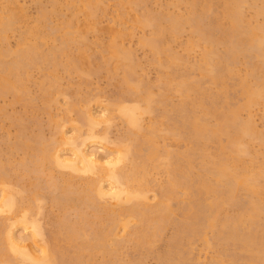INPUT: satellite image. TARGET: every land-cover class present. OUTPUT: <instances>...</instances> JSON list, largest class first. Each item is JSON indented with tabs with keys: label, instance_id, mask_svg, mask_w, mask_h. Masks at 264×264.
<instances>
[{
	"label": "bare ground",
	"instance_id": "obj_1",
	"mask_svg": "<svg viewBox=\"0 0 264 264\" xmlns=\"http://www.w3.org/2000/svg\"><path fill=\"white\" fill-rule=\"evenodd\" d=\"M91 1L89 0V3ZM247 1L230 0V5L229 2L227 3L226 14L230 20V26L227 28H224L219 21H206L204 11H210L212 4H204L199 8L198 0L190 1L192 7L187 17L169 15L168 28L157 22L159 16L152 15L138 19L144 26L151 23L153 25L155 22L159 38L164 37L163 35L169 30L173 33L180 31L182 23L190 22L195 33L198 32L207 43L202 57L203 63L199 66L213 83H222L225 77L231 76V69L234 67L232 64H235L242 54L260 60L258 63L254 62L252 68L257 78L255 86L249 84V78L244 80L241 78L242 92L247 100L239 106H229V103L220 109L215 97L209 99L208 103L198 99L206 95L201 83H188L186 80L178 82L176 89L185 96V100L174 106L173 113L168 109L164 113L175 138L179 142L187 143L188 147L185 150H169L165 151L163 156L159 155L153 143L159 124L148 130H143L141 124V115L153 109L150 105L153 100L149 95L145 98L140 96L144 99L145 107L140 101L133 106H126L123 101L113 104V108L119 111L132 129L129 133V141L121 144V155L115 159H108L106 167L99 165L101 161L99 162L96 157L97 152L95 154V151L94 153L86 151L87 145L85 146L83 140L71 143L72 139L70 141L66 139L74 145L73 159H68L63 158L59 149H56L55 141H46L41 136H35L36 138L30 140L25 136V139L27 138L25 141L22 134L23 141L20 140L21 135L19 136L17 139L19 149L21 147L35 149L33 153L35 159L29 157V160L32 159L30 161L33 168L27 167V169L35 172L33 176L37 180L32 181L33 186L29 188L8 186L7 169L0 163V185H4L0 203L2 213L0 214V264H146L145 257L156 250L157 241H160L170 224L174 226V232L168 239V247L165 251L156 253L159 264H192L187 257L188 246L198 236L204 237L210 245L206 236L208 231L213 232L216 241L214 245H217L220 251L218 258L211 264H264V223L261 221L264 207L259 198L264 194L262 183L264 166L259 170H253L244 162V156L249 152L247 137L256 135L257 131L251 119L241 118L242 109H248L254 103L264 100V24L257 27L246 25L243 8L240 6ZM262 6L260 11L264 12V5ZM19 19L20 16L16 14L6 18L0 27L2 40L6 38L5 32ZM147 42L157 48V54H160L158 51L162 52V46L160 48L159 44L162 41L157 39V36L156 39ZM221 44L225 45V50L219 52L218 47ZM38 46L32 44L20 47L17 51H13L16 53L15 58L9 62L4 58L7 53L12 52L3 49L0 45L2 79L0 94L12 93L15 103L21 99L20 93L23 91L22 82L25 74L28 77L30 67L40 59ZM110 46L114 56L124 57L121 63L126 72L125 83L129 94L132 97L141 93V89L134 85L131 79L133 75L131 61L130 65L127 64L129 61L126 58L132 56L131 51L124 50L115 41L111 42ZM57 53L53 51L52 57L48 55L46 59L51 57L50 59L57 61ZM84 59H86L84 56L78 60L76 58L73 63L75 68L80 67V70L82 65H85L82 64ZM191 91L197 96H192ZM46 95L48 98L51 96L48 89ZM166 95L160 99L164 106L170 104L166 100L169 98ZM199 110L203 111V115L198 114ZM94 116L90 110L84 115V122L88 126L85 132L88 137H85L86 139L94 137L93 130L98 122ZM211 117L215 118L216 123L211 122ZM222 136L228 138L225 144L221 141ZM212 143L220 144L215 152L209 151ZM24 159L23 164L28 165V160ZM162 159L168 160L167 165L171 168L172 178L169 186L161 188L160 202L156 208H153L146 202L148 195L146 190L149 186L145 181V175L148 173L150 163L155 162L157 165ZM127 160L131 161V166H122L121 164ZM52 163L77 173L98 172L102 177L110 180L111 186L107 189L103 181H100L102 179H99L89 180L90 182L84 184V188L83 186L79 188V184L77 187L74 186L72 181L75 180L70 176L63 181L43 184L39 174L45 164ZM196 168L200 169L197 174H195ZM180 189L186 190L191 199L185 207H179L180 215H177L173 201ZM242 189L248 192L249 198L244 199L239 196ZM45 198L51 200L52 204L59 208L58 210L64 212L52 222L53 227L48 232L38 218V213L41 215L43 208L41 202L45 201ZM228 207L232 209L235 207L238 213L229 214L226 212ZM69 208L77 211V220L70 219L67 214ZM132 220L137 224L133 226ZM18 223L29 229L30 236L22 238L20 235H15L13 227ZM121 226L130 233L131 240L140 254L137 259L130 262L122 261L120 256L122 238L118 236V229ZM37 237H41V243L32 244ZM30 239L33 240L32 243H27L26 241ZM232 246L235 247L234 253L230 252ZM227 257L230 259L227 260Z\"/></svg>",
	"mask_w": 264,
	"mask_h": 264
},
{
	"label": "rangeland",
	"instance_id": "obj_2",
	"mask_svg": "<svg viewBox=\"0 0 264 264\" xmlns=\"http://www.w3.org/2000/svg\"><path fill=\"white\" fill-rule=\"evenodd\" d=\"M190 1L92 0L89 3V0H0V27L9 15L20 16L19 21L17 20L16 24L14 23L5 32L6 38L2 40L0 36L1 47L13 53L24 45L37 44L40 52V59L30 67L28 77L25 74L20 101L15 103L12 93L0 94V163L4 164L7 169L8 186L29 188L37 180L33 176L35 172L27 169L32 165L30 160L35 156H33L35 149L32 150V147L19 149V143H17L19 140L17 139L20 135V140L24 138L25 141L27 138L28 140L34 139L35 136H41L46 141H55L56 149H59L63 158L68 159H73L74 147L72 146L74 145L67 140L72 139L71 143L83 140L86 143L85 146L87 145L86 151L93 153L95 151V154L97 152L96 157L99 162L101 161L99 165L106 167L108 159H115L121 155V144L129 141V133L132 129V126L126 123L119 111L113 108V104L118 101H123L126 106L136 105L140 101V104L145 107L146 104L142 97L151 96L153 101L150 105L154 110L141 115V124L143 130H148L159 124L153 137V143L158 149L159 155L162 156L165 151H180L188 147L186 142H179L175 138L173 130L169 129L164 113L166 109L172 111L175 105L185 100V96L176 89L178 82L186 80L188 83H201V87L206 90V95L204 98L201 96L198 99L208 103L215 97L220 109L229 103V106H239L246 102L247 98L242 92L240 82L249 78V84L256 85L257 78L252 68L254 62L258 63L257 57L251 59L242 54L235 64H232L234 67L231 69V76L225 77L222 83H213L204 75L203 68L199 66L203 63L202 57L207 43L203 41L198 32L195 33L190 22L182 23L180 31L173 33L169 30L170 32L167 31L163 35L164 37L159 38L155 22L154 26L152 23L144 26L138 20L147 16L152 17V15L159 16L157 22L168 28L170 25L169 15L187 17L192 7ZM198 1L200 2L199 8L204 4H212L210 11H204L206 21H219L224 28L230 26V20L226 14L230 0ZM243 4L240 7L243 8L246 25L255 27L263 25L264 12L260 11V7H263L264 0H248ZM207 12L210 14H206ZM156 36L162 41L159 43L160 48L162 46V52L158 51L160 54H157V48L153 44L147 42L156 39ZM114 41L124 50L131 51L130 55L133 56H130L131 60H129L130 57L126 58L129 63L126 59L124 60L129 65L131 61L132 82L141 89L142 94L139 92L135 96L132 95L135 99L129 94L125 83L126 72L121 63L124 57L122 58L123 55L114 56L115 54L112 52L110 45ZM218 48L219 52L224 51L225 45L221 44ZM64 49H66L65 52H63ZM53 51L58 52L57 61L50 59ZM12 53H7L4 59L9 62L13 60L16 53ZM48 55L51 57L46 59ZM81 56L86 59H84V63L82 62L85 65L81 64L83 69L79 70L80 67L75 68L73 63L76 58L77 60L82 58ZM1 82L0 73V85ZM46 89L50 92L49 98L46 95ZM165 95L169 97L166 99L170 103L167 106L160 102L161 97ZM191 95L197 96L193 91H191ZM87 110H90L93 116L95 115L94 117L98 119L96 128L94 127L93 130L94 137H89L91 139L85 138L88 126L84 122V115ZM198 114L203 115V111L199 110ZM241 118L242 120L251 119L257 131L256 135L247 137L249 152L244 156V162L251 169L259 170L264 166V100L254 103L248 109H242ZM210 120L212 123H216L214 117H211ZM227 140V136L221 137L222 143L225 144ZM219 146V143H212L209 146V151L215 152ZM30 156L32 159L29 160ZM24 158L28 160H26L28 165L23 164ZM167 161L162 159V162L157 165L155 162L150 163L148 173L145 175V181L149 186V190H146L148 194L146 202L153 208H156L160 202L161 188L169 186L172 178L171 168L167 165ZM49 164H45L39 174V179L43 184L63 181L70 176L76 181H72L74 186L77 187L79 184V188L82 186L84 188V184L86 185L87 182L99 179H102L100 181H103L106 188L111 186L110 180L107 177H102V174H98L97 171V173H77L55 163ZM121 165L130 167L131 161L127 160ZM199 170L196 168L195 174ZM262 181L264 186V179ZM3 189L4 185H0V203ZM239 196L244 199L249 198L248 192L243 189L240 190ZM47 198L45 201L42 200L44 209L42 208L41 215L38 213L39 216L38 214L37 216L48 232L53 227L52 222L61 217L64 212L61 209L58 210L59 208ZM259 198L264 207V194ZM190 199V194L186 190L180 189L173 201L175 214L180 215L179 207H185ZM230 208L228 207L226 212L232 215L238 213L235 207ZM67 212L72 221L77 220L78 215L74 208H69ZM0 214L2 215L1 212ZM261 221L264 223V211ZM131 224L134 226L137 222L132 220ZM170 225L164 231L160 241H157L155 254L154 252L148 253L145 257L146 264H159L156 253H161L168 247V239L174 232V226ZM26 229L20 223L13 227L15 235H20L22 238L30 236L29 229ZM118 236L122 238L120 249L122 261L130 262L137 259L140 256L139 251L131 240L132 236L123 226L118 229ZM206 236L210 245L207 244L208 241L204 237L198 236L188 246L187 257L190 263L211 264L218 258L220 251L218 246L214 245L216 241L213 232L208 231ZM37 238L36 241H33L35 240L33 238L26 242L32 243L33 241L32 244L35 243V245L41 243V237ZM231 248L230 252L234 253L235 247ZM229 259L230 257H227V260Z\"/></svg>",
	"mask_w": 264,
	"mask_h": 264
}]
</instances>
